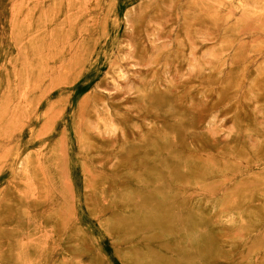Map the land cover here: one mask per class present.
<instances>
[{
	"label": "rangeland",
	"instance_id": "374dc122",
	"mask_svg": "<svg viewBox=\"0 0 264 264\" xmlns=\"http://www.w3.org/2000/svg\"><path fill=\"white\" fill-rule=\"evenodd\" d=\"M0 264H264V0H0Z\"/></svg>",
	"mask_w": 264,
	"mask_h": 264
}]
</instances>
